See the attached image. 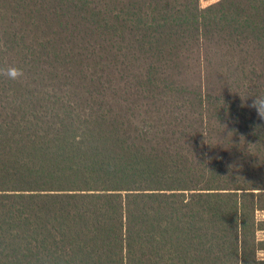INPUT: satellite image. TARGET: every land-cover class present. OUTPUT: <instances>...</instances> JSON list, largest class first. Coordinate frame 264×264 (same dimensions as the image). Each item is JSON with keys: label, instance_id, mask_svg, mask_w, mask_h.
Segmentation results:
<instances>
[{"label": "trees", "instance_id": "obj_1", "mask_svg": "<svg viewBox=\"0 0 264 264\" xmlns=\"http://www.w3.org/2000/svg\"><path fill=\"white\" fill-rule=\"evenodd\" d=\"M0 264H264V0H0Z\"/></svg>", "mask_w": 264, "mask_h": 264}, {"label": "clouds", "instance_id": "obj_2", "mask_svg": "<svg viewBox=\"0 0 264 264\" xmlns=\"http://www.w3.org/2000/svg\"><path fill=\"white\" fill-rule=\"evenodd\" d=\"M0 74L11 80H20L24 75L23 70L15 66H8L0 69ZM250 107L256 110L259 118L264 119V96H255Z\"/></svg>", "mask_w": 264, "mask_h": 264}, {"label": "rangeland", "instance_id": "obj_3", "mask_svg": "<svg viewBox=\"0 0 264 264\" xmlns=\"http://www.w3.org/2000/svg\"><path fill=\"white\" fill-rule=\"evenodd\" d=\"M213 1H215V0H200V4L201 5H207V4H209L210 2H213ZM264 215V214H263ZM260 255L261 256H264V251H262L261 253H260Z\"/></svg>", "mask_w": 264, "mask_h": 264}]
</instances>
